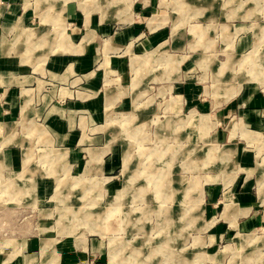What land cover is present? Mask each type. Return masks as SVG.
Returning a JSON list of instances; mask_svg holds the SVG:
<instances>
[{"label":"rangeland","instance_id":"1","mask_svg":"<svg viewBox=\"0 0 264 264\" xmlns=\"http://www.w3.org/2000/svg\"><path fill=\"white\" fill-rule=\"evenodd\" d=\"M59 1L63 10L17 0L21 25L4 35V62L28 76L0 73V106L6 82L32 107L53 96L43 115L0 119V243L13 250L0 264H37L46 252L33 248L49 236L85 254L80 264H264V222L225 218L228 208L264 210V0H152L148 15L142 0ZM69 5L109 29L87 26L89 68L53 75L42 58L68 52ZM151 13L161 40L120 42L136 16L151 28ZM27 33L54 42L24 53ZM253 99L263 102L258 124L244 117ZM22 168L15 182L27 186L11 191ZM38 179L49 194L39 196Z\"/></svg>","mask_w":264,"mask_h":264},{"label":"crops","instance_id":"2","mask_svg":"<svg viewBox=\"0 0 264 264\" xmlns=\"http://www.w3.org/2000/svg\"><path fill=\"white\" fill-rule=\"evenodd\" d=\"M21 1V0H20ZM147 1L149 2V6L142 8V6H138L137 11L139 13L144 14H150L152 12L151 4L150 2L152 0H142V2ZM243 2L247 3L249 8L252 4L255 5L256 2H259V0H242ZM41 4L48 5V7L55 8L63 10V4L59 0H41ZM80 7L84 6L83 1H79ZM67 7L66 11L64 10V13L66 14V24L63 27V32H60L61 35L63 34L65 37H62L63 43L62 45H67L66 50L68 52L64 53H54L49 54L46 58L48 61V67L50 68V72L53 75L57 74V71L64 70L65 68L68 69L70 67H75L78 65V68H83L82 70H85L89 68L92 60V53L91 49L86 46V44L81 43V39L85 37V32L87 29V26L93 24L92 26L94 28H98L101 30H108L109 25L107 24H99L97 20H85V18L81 15L80 12L76 10V8ZM248 8V7H247ZM101 10V9H100ZM22 5L17 2V0H0V73L4 72L8 74V77H10L11 74H17L22 76H26L24 69H17L12 66V64L7 65L4 60L8 59L7 56H9L8 42L5 40L4 35L6 34L7 30L14 26V24H20V19L22 18ZM151 13V19H150V26H144L142 22L139 21V16L133 18V21L129 22L126 26H124V30H122L121 33L117 34L118 38L121 39L120 42H125L126 40H132L134 47L143 48L147 46L153 45L157 43L159 40L162 39L163 35L160 32V28H156L160 22L157 21V18L155 15H152ZM150 17V16H149ZM160 19V18H159ZM87 21V23H86ZM93 22V23H92ZM21 25V24H20ZM147 25V24H146ZM19 26V25H18ZM233 25H231L232 27ZM239 25H235L232 28L236 29V27ZM17 27V26H16ZM230 27V28H231ZM22 28L21 26L19 27ZM123 28V27H122ZM21 32V30H20ZM40 33V32H39ZM37 34V33H36ZM25 40L26 47L25 49H20L22 52H32L34 48H36V43L43 44V43H53L54 41L44 40H33V38H36V36L32 33H27ZM20 40V39H19ZM33 40V41H32ZM66 43L65 44V41ZM78 40L79 42H75ZM33 42V43H32ZM75 43V44H74ZM33 44L32 47H29V45ZM71 44V45H70ZM79 45L80 47H77ZM65 47V46H64ZM77 49H80L77 51ZM72 50V51H71ZM71 51V52H69ZM146 59H143L142 61H145ZM62 68V69H61ZM59 74V73H58ZM28 76V75H27ZM1 77V76H0ZM5 77H7L5 75ZM5 81V80H4ZM10 81V80H8ZM1 86V85H0ZM54 89V88H53ZM3 90L6 92L5 94V103L1 104L0 106V119H2L1 123L4 126H7L11 123L13 119L16 118V115H28L35 113L36 115H43L46 109H49V101L52 99L53 92L48 94H41V96L37 99V104H35L34 107L30 105V102L22 101L21 98V91L20 87L17 85H11L6 82V84H3ZM26 91L28 89H25ZM56 91V90H54ZM20 94L18 95V93ZM58 92L56 91V95ZM59 95V94H58ZM40 101V102H39ZM254 104L250 106V110L246 111L244 114L245 120L249 123H261L260 119L257 117V112L253 109L262 108L263 102L261 100H252ZM89 107H92L94 105V102H88ZM31 111L28 113V111ZM50 124L54 127L60 130L61 123L59 120L53 116H51L49 119ZM17 153H9L7 162L9 164H15L17 162ZM244 162L245 166H251L253 164L250 157L247 156H241ZM30 168H26L24 170L23 168L20 171H11V175L9 176V186L11 191H16L17 189H20L21 187L27 186V184H16L15 177H22L23 175L28 174ZM30 173H34L36 170L35 168H32L30 170ZM18 174L22 176H18ZM10 183L12 185H10ZM34 186V185H32ZM36 188L39 192V196H45L50 193L52 188V183L50 181L44 180V179H38L36 181ZM5 189L6 186H5ZM245 202L249 203L248 200L244 199ZM245 208L237 207L234 208H228L225 213L227 220H235L237 218L241 219V223H243L245 226H248L249 224H257V223H263L264 222V210L255 211L250 216H245L243 213V210ZM12 243H0V253H2V261H8L11 259L9 257L10 252H13V250H10L6 247V245H11ZM34 246V244H32ZM39 248L38 251L40 252H46V254L42 257L41 260L37 261V264H80L83 262L84 258L86 257L85 254L82 252H78L68 244V242L65 241H59L58 239H54L53 236H49L42 241L39 242V244H35L33 249ZM35 253V252H34ZM26 257L28 255L23 256V259L18 260H12L9 264H25L27 263Z\"/></svg>","mask_w":264,"mask_h":264},{"label":"bare ground","instance_id":"3","mask_svg":"<svg viewBox=\"0 0 264 264\" xmlns=\"http://www.w3.org/2000/svg\"><path fill=\"white\" fill-rule=\"evenodd\" d=\"M180 156H181V154H180ZM155 172V171H154ZM172 193V192H171ZM175 195V194H174ZM170 249V248H169ZM171 255V254H170Z\"/></svg>","mask_w":264,"mask_h":264}]
</instances>
